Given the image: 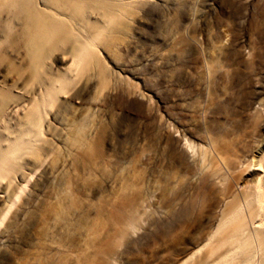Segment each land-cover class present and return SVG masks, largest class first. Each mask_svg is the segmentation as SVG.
I'll use <instances>...</instances> for the list:
<instances>
[{"label": "rangeland", "instance_id": "1", "mask_svg": "<svg viewBox=\"0 0 264 264\" xmlns=\"http://www.w3.org/2000/svg\"><path fill=\"white\" fill-rule=\"evenodd\" d=\"M129 1L95 11L88 61L50 52L52 96L8 54L0 144L26 148L0 176V264H198L229 214L242 242L206 264H264V0Z\"/></svg>", "mask_w": 264, "mask_h": 264}, {"label": "bare ground", "instance_id": "2", "mask_svg": "<svg viewBox=\"0 0 264 264\" xmlns=\"http://www.w3.org/2000/svg\"><path fill=\"white\" fill-rule=\"evenodd\" d=\"M129 5V0H0V62L5 58L9 61L10 69L19 73L17 81L11 84L7 83V79L0 81V113L5 111L11 100H16L17 97L11 92L25 72V68L18 67L9 59L10 53L12 56L21 50L25 51L24 65L33 71L32 76L42 82L44 95L52 96L55 93L54 84H66L70 71L64 70L57 76L48 75L42 79L43 69L50 68L46 63L50 52L55 50L58 44H69V55L73 62L77 58L84 60L81 62L88 61L87 56L93 57L88 54L93 41V35L89 33L92 30L100 31V27L96 28L91 22L95 11L101 10L106 21H114L119 18L118 13L126 12ZM84 39L87 42L83 43ZM100 68L104 73V69ZM40 103L38 100V103L32 104L26 114V120L33 121L37 117V107ZM18 108L19 105H15L14 111ZM24 148L25 144L20 138L11 141L6 148L0 144V176L7 174L17 160V154ZM246 229L244 222L233 214L219 221L213 232L214 243L205 259L200 260L202 262L198 264H206L209 257L216 255L225 244L238 247ZM218 261H221V257Z\"/></svg>", "mask_w": 264, "mask_h": 264}]
</instances>
